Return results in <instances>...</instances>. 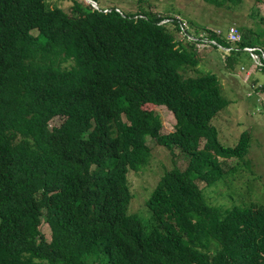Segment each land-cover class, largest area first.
<instances>
[{
	"label": "trees",
	"instance_id": "trees-1",
	"mask_svg": "<svg viewBox=\"0 0 264 264\" xmlns=\"http://www.w3.org/2000/svg\"><path fill=\"white\" fill-rule=\"evenodd\" d=\"M71 1L67 13L49 0H0V264H264V204L211 205L198 182L220 179L250 136L220 141L213 118L229 99L217 74L197 69L201 51L175 12ZM204 29L211 48H229L227 66H248L243 47H259L264 72L250 29L233 45ZM149 103L173 113L172 130ZM147 135L189 159L164 170L142 216L129 212L128 173L148 161Z\"/></svg>",
	"mask_w": 264,
	"mask_h": 264
},
{
	"label": "rangeland",
	"instance_id": "rangeland-1",
	"mask_svg": "<svg viewBox=\"0 0 264 264\" xmlns=\"http://www.w3.org/2000/svg\"><path fill=\"white\" fill-rule=\"evenodd\" d=\"M82 1L89 4L85 0ZM49 3L60 6L68 13L72 1L49 0ZM96 3L100 8L116 6L124 12H135L139 9L137 0H97ZM147 3L148 5L143 4L150 11L175 12V17H180L182 23L189 27V39L200 38L206 41L210 39V32L204 28L224 32L228 26L235 25L239 31L242 27L250 29L251 39L258 45L264 43V5L259 0H240L237 4L228 3L223 7L213 6L203 0H148ZM32 33L35 34L36 31L32 30ZM203 41L194 42L202 57L197 69L217 74L221 81V92L229 99L228 107L213 118L218 137L225 145H233L242 131H248L250 136L248 152L241 159L228 158L227 165H224L225 173L220 179L210 185L198 180L203 196L209 204L223 208L244 206L251 202L264 204V90L261 96H258L259 90L254 91L258 81H262L264 87V72L248 59V66L240 63L227 66L224 54L228 50L210 46L203 48ZM189 73L194 74L195 71ZM142 108L152 110L158 115L163 122L162 131L167 132L174 128L176 119L166 106L149 103L142 105ZM60 122V117H54L49 121V126L58 125ZM145 138L150 148L149 159L139 169L130 170L128 173L129 187L133 195L129 212L142 216L145 215L144 200L164 170L175 162L184 166L189 159L187 154L178 149L177 153L173 154L148 135ZM39 229L49 242L48 225L42 221Z\"/></svg>",
	"mask_w": 264,
	"mask_h": 264
},
{
	"label": "built area",
	"instance_id": "built-area-1",
	"mask_svg": "<svg viewBox=\"0 0 264 264\" xmlns=\"http://www.w3.org/2000/svg\"><path fill=\"white\" fill-rule=\"evenodd\" d=\"M179 21H180V26H181V29H182V35L183 36H187L188 37V30H189V27L186 25H184L182 22L183 20L179 17L178 18ZM169 19H165L163 22H168ZM216 33L217 34H221V31L219 29L216 30ZM224 33V37L226 35V40L230 43L233 44H236V43H239L240 42V39H241V33L240 31L238 30V28L235 26V25H230L227 27V29L223 32ZM194 41L199 42V41H203V40H200V38H192ZM203 45L205 47L203 48H207L208 46H213V45H217L219 46V44H217V42L213 39V38H210L209 40H204L203 41ZM220 48H225L226 50L229 51V48H226V47H223L221 46ZM197 50L198 47H196ZM259 49V47H243V50L246 51L248 53V55L250 56L251 60H252V64H256V67H261L263 66L261 60H260V55L257 53V50ZM261 56L263 57V54H261Z\"/></svg>",
	"mask_w": 264,
	"mask_h": 264
},
{
	"label": "water",
	"instance_id": "water-1",
	"mask_svg": "<svg viewBox=\"0 0 264 264\" xmlns=\"http://www.w3.org/2000/svg\"><path fill=\"white\" fill-rule=\"evenodd\" d=\"M85 1H87L92 7H94V8H98V4L96 3V1H94V0H85Z\"/></svg>",
	"mask_w": 264,
	"mask_h": 264
},
{
	"label": "crops",
	"instance_id": "crops-1",
	"mask_svg": "<svg viewBox=\"0 0 264 264\" xmlns=\"http://www.w3.org/2000/svg\"><path fill=\"white\" fill-rule=\"evenodd\" d=\"M244 58L246 59V58H248V55L246 54V55H244ZM247 61V60H246Z\"/></svg>",
	"mask_w": 264,
	"mask_h": 264
}]
</instances>
